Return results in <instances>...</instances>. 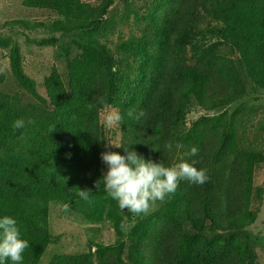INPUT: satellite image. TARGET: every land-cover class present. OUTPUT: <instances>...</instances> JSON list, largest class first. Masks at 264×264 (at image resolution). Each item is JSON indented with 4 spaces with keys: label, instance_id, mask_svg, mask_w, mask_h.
Wrapping results in <instances>:
<instances>
[{
    "label": "trees",
    "instance_id": "trees-1",
    "mask_svg": "<svg viewBox=\"0 0 264 264\" xmlns=\"http://www.w3.org/2000/svg\"><path fill=\"white\" fill-rule=\"evenodd\" d=\"M16 6L20 15L0 25L9 28L0 32L8 73H0V213L15 216L29 241L24 264H39L51 245L67 246L49 231L52 210L60 218L65 209L82 237L48 264H259L252 228L264 196L255 185L264 166V0ZM131 18L137 32L121 41L117 27ZM40 29L48 37L32 39ZM114 32L116 42L108 40ZM22 48L58 49L64 76L49 66L35 78ZM109 112L122 120L105 127ZM21 118L25 127L14 130ZM193 146L198 154L189 157ZM123 147L166 166L196 160L208 180L179 181L146 215L121 210L103 191L100 154ZM80 227L111 238L94 241Z\"/></svg>",
    "mask_w": 264,
    "mask_h": 264
},
{
    "label": "clouds",
    "instance_id": "clouds-1",
    "mask_svg": "<svg viewBox=\"0 0 264 264\" xmlns=\"http://www.w3.org/2000/svg\"><path fill=\"white\" fill-rule=\"evenodd\" d=\"M144 116L145 113L141 111L135 118L139 120ZM121 120L119 113L109 112L103 118V125L110 127ZM12 126L14 130L23 129L25 121L17 119ZM109 145L122 147L112 143H106L105 147ZM166 147L168 150L172 149L171 144ZM123 149L124 154L112 150H105L100 154L106 169H102L100 181L103 182V191L108 198L115 201L121 210L137 216L146 215L158 201L163 202L174 193L179 181L203 185L208 180L206 171L195 166L196 160L188 162L181 159L166 166L162 160L145 158L129 147ZM198 151L193 146L187 155L195 157ZM79 195L88 198L89 194L86 190H81ZM29 246V241L22 236L17 218L0 213V264H24V253Z\"/></svg>",
    "mask_w": 264,
    "mask_h": 264
},
{
    "label": "rangeland",
    "instance_id": "rangeland-1",
    "mask_svg": "<svg viewBox=\"0 0 264 264\" xmlns=\"http://www.w3.org/2000/svg\"><path fill=\"white\" fill-rule=\"evenodd\" d=\"M84 1H88L93 4V0H84ZM94 1L96 2L97 0H94ZM7 6L9 7L8 10L10 12L8 10L6 12L4 11ZM117 9L122 10L123 8L120 6V7H117ZM1 10H3V15L0 20V25L6 19H14L20 15L19 11L17 10L16 0H0V14L2 13ZM115 15L116 13L114 12L113 18H115ZM33 20H37L35 16L32 19H29L28 22H32ZM117 20H119V18ZM134 28H135V25L133 23V18H131V20H129L127 23L123 22V24L118 25L117 31L121 32L120 34L121 41L122 40L126 41L128 40V38L133 37L134 32H137V29H136L131 35V32L134 30ZM13 30L17 32L20 31V29L18 28H14ZM8 31H9V28L0 29V32L2 34H7ZM30 34L32 35L31 38L32 39L34 38L36 40L48 37L49 35L48 32L45 31V29H40ZM118 39L119 38H118L117 32H114V35L108 38V40H111L112 42H116ZM17 42L20 45H22L23 39H21L18 36ZM63 42L67 43L69 42V39L65 38ZM67 47L71 48V50L74 51V47L70 45H67ZM75 53L76 51L73 54ZM59 54H61V52L56 48L49 49V50L42 49L41 51L38 49H35L33 52H31L29 49L25 50L24 48H22V55L25 58L24 64H27V66L32 69H33V66H35V69H33V74H36L35 72H37L36 71L37 69L38 71H40V69H44L41 71V74L44 75L47 73L49 66H55L57 70L59 71V73L62 76H64L65 74L64 63H63L64 59L58 57ZM1 58H3V61H0V73H3L5 77L8 78L7 77L8 76L7 62H6L7 58L6 57H1ZM41 76L42 75L40 74H36L35 78H38V77L40 78ZM7 80L3 84H1V87L7 84ZM198 114H201V113L200 112L197 113L195 111V114H193L191 117L194 119L197 117ZM263 167L264 166H262L261 169H259L258 172H256L255 185L264 186V183L262 182V179L264 178V168ZM260 207H261V210H260L259 219L257 223L255 224V226L252 228V231L253 233L257 234L256 236H258V240L256 241V243L259 245V247L256 246V251H257V255L259 259V264H264V246L262 245V243L264 242V196H263L262 205ZM72 213H73L72 211L65 209L61 212L60 218L58 217V214L55 212V210L54 211L52 210V212L50 213L49 231L54 236L63 237L65 239L64 243L67 244V246L57 245V244L49 246L39 264H48V262L50 261L53 255L70 253L73 250L72 245H71L73 244V240L75 238L82 237V234L79 233V231H81L79 229V226L73 223L75 219H73L71 215ZM75 222H78V221L75 220ZM81 229L83 230L84 228H81ZM84 230L86 232L84 233L85 237L93 239L94 241L107 242L108 240H110L111 234H112L110 231H106L105 232L106 234L101 236L100 228L99 229L94 228L89 231H86V229ZM78 248L79 247H76V250H74L73 253H76L78 251Z\"/></svg>",
    "mask_w": 264,
    "mask_h": 264
}]
</instances>
